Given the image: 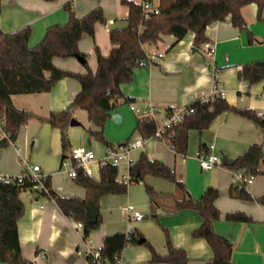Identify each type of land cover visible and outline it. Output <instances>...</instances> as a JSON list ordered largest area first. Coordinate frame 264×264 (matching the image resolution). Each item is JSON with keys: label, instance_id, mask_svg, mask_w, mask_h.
Returning a JSON list of instances; mask_svg holds the SVG:
<instances>
[{"label": "crops", "instance_id": "crops-1", "mask_svg": "<svg viewBox=\"0 0 264 264\" xmlns=\"http://www.w3.org/2000/svg\"><path fill=\"white\" fill-rule=\"evenodd\" d=\"M123 0H0V37L12 34L23 28L31 29L29 46H38L45 38L47 30L55 25L69 23L66 5H72L77 19H83L94 11H102L106 26L97 25L95 37L84 36L79 50L87 55V65L93 74L97 73L96 48L108 57L113 49L110 32L125 29L129 25L130 10ZM143 3L146 0H133ZM153 6H160V0H151ZM242 16L247 24L246 31L232 26L230 17L207 29L208 42L213 45L214 55L208 56L205 50L194 45L195 35L188 33L181 40L163 37L155 46H145L144 53L155 58L157 65L135 69L131 83L121 87L125 97L134 99L137 107L152 102L166 115L176 109L188 108L193 102L209 97L216 90V96L224 99L231 107L249 109L264 115V82L248 88L239 79L242 66L264 60V11L258 19L257 5L243 8ZM250 35L253 37L250 43ZM57 68L67 72L86 75L84 64L77 59H56ZM79 83L64 79L49 94L16 96L13 105L29 113L30 120L17 138L16 144L0 153V173L11 178H19L31 166H39L45 177L51 178L52 189L60 196L86 198V191L69 180L61 171L64 157L61 131L52 128L47 122L51 113L65 111L81 92ZM171 109V111H169ZM120 116L121 120H113ZM69 127V150L85 147L102 160L108 148L99 150V143L88 133L81 136L82 122ZM137 117L130 105H123L111 113L104 135L112 148L129 142L136 134ZM0 120L2 121L1 117ZM95 131L92 124L88 127ZM87 132V131H86ZM87 140H86V138ZM141 138L140 135L137 140ZM82 141H86L84 146ZM260 145L263 149L264 132L259 125L233 113H224L203 133H189V147L185 156L177 155L158 138L144 140V148L130 153L136 162L142 154L150 161L161 162L175 171L177 180L185 185L191 198L199 200L207 190L219 191L216 206L220 219L213 223L215 232L226 238L234 247L233 264H264V207L256 201L244 202L230 197L232 188H239L235 174L226 167L241 157L249 148ZM214 146V153L221 158L222 166L212 171L202 172L197 162V154L202 147ZM95 149H97L95 151ZM40 155V160L31 164L30 153ZM71 154V153H69ZM67 157L66 159H68ZM65 159V160H66ZM129 159V158H128ZM60 162V168L56 171ZM98 173V167H94ZM129 172V171H128ZM123 177L122 182L129 181ZM145 184L157 193L164 195L160 206L153 207L146 193ZM145 184H131L124 196H108L101 200L102 227L94 232L88 241L84 240L79 224L65 218L57 206L46 199H39L33 193L21 196L25 212L18 223L19 245L22 258L33 264H85L86 248L100 250L107 237L119 233L138 230L162 256L167 255V242L164 230L170 236L172 245L186 252L189 264H208L214 253L205 240L195 239L193 233L203 223L200 214L192 210L172 213L174 200H183L184 195L174 184L156 178H147ZM247 191L254 198L264 195V177H256ZM143 216L142 220H131L127 209ZM132 213V214H134ZM230 213H243L251 217V223H235L226 220ZM39 251V253H37ZM151 253L143 247L125 250L119 264H150ZM2 264V263H0ZM109 264V263H107Z\"/></svg>", "mask_w": 264, "mask_h": 264}, {"label": "trees", "instance_id": "trees-1", "mask_svg": "<svg viewBox=\"0 0 264 264\" xmlns=\"http://www.w3.org/2000/svg\"><path fill=\"white\" fill-rule=\"evenodd\" d=\"M54 2L55 0H44ZM151 2V0H146ZM144 3V2H143ZM143 3L133 0H123L122 4L130 10L125 29H115L110 32L113 49L108 57L100 54L96 48L98 62L97 73L93 74L87 65V55L79 50V43L84 36L95 37L96 26H106L107 21L102 11H94L83 19H77L72 5H66L69 13V23L50 27L43 41L36 47L29 46L31 29L23 28L12 34H1L0 37V117L9 138H0V153L15 145L20 131L29 122L28 112L16 108L12 102L16 96H30L51 93L64 79H72L80 84L81 92L72 105L65 111L51 113L47 122L54 129L61 131L63 136L62 149L64 157L69 153L67 130L73 114L84 111L89 123L95 131L87 130L88 135L106 148L112 144L105 138L104 129L119 102L123 105H134L136 101L127 98L121 87L131 83L134 71L140 67L157 65L155 60L147 56L143 48L157 45L163 37L172 36L176 41L183 40L188 33L195 35L194 45L202 49L208 42L206 32L210 26L225 22L229 17L232 26L240 31H246L247 24L242 16L243 8L251 5L258 7V19L264 11V0H160L158 15L145 13ZM253 37L250 35V43ZM81 58L85 61L86 75L67 72L55 66L56 59L68 60ZM239 79L250 89L264 82V60L242 66ZM188 108L194 111L185 121L157 135L156 124L147 118H138L136 132L145 141L158 138L177 155L185 156L189 147V133H203L224 113H233L249 120L264 132V116L249 109L231 107L219 96L207 103L200 100L193 102ZM171 111V109L169 110ZM208 147H202L201 153L207 154ZM71 152V151H70ZM70 156V154H69ZM67 158V157H66ZM263 149L260 145L249 148L241 157L226 165L233 173L243 172L244 177H264ZM129 183L119 180L118 166L108 164L101 166L95 178L84 177L78 170L75 184L86 191V198L58 195L51 186V178L47 177L43 190H34L36 184L31 180L27 170L23 178L0 184V263L2 264H33L21 256L19 245L18 223L23 217L25 208L21 201L23 193H33L39 199L53 202L60 213L67 219L82 226L83 237L88 241L91 235L103 225L100 211L101 200L108 196H124L131 184H145L147 178H156L174 184L183 193V200H174V210L178 213L184 210L196 211L203 219L202 226L193 233L195 239L205 240L214 253L213 260L208 264H233V245L224 237L218 235L213 223L220 219L216 206L219 191L209 189L199 199L194 200L187 192L185 185L177 180L173 169L157 161H150L146 154L130 164L128 170ZM146 193L153 207L160 206L164 195L157 193L151 186L145 184ZM230 197L244 202L256 201L264 207V195L254 200L246 188L230 191ZM226 220L235 223H251V217L243 213H230ZM167 242V255L162 256L138 230L129 233H119L107 237L101 253L102 264H119L125 250L131 247H143L151 255L150 264H189L184 250L172 245L170 236L164 230ZM39 253V251L37 252ZM91 261V257H87ZM92 264H96L92 262Z\"/></svg>", "mask_w": 264, "mask_h": 264}, {"label": "built area", "instance_id": "built-area-1", "mask_svg": "<svg viewBox=\"0 0 264 264\" xmlns=\"http://www.w3.org/2000/svg\"><path fill=\"white\" fill-rule=\"evenodd\" d=\"M143 10L145 13H152L158 15L160 12V6H153L151 2L145 1L143 3ZM203 49L208 56L214 55L215 49L213 45L207 42ZM151 60H155L154 57H150ZM217 91L215 90L211 96L202 97L200 100L202 103H207L215 98ZM264 95V93H263ZM133 112L139 118H147L152 120L157 126V135L162 136L164 131L170 127L177 126L182 124L187 116H190L194 113L190 108H180L176 109L166 115L161 114L160 107L153 104L152 102L144 103L141 107L132 105ZM260 117H263V114H259ZM0 138H9V135L4 129L3 121L0 120ZM144 148V139L139 138L134 142H127L124 145L109 148L107 156L99 160L97 159L96 154L88 150L85 147H77L71 150V154L68 159L63 160L61 163V171H64L67 174L70 181L75 182L78 178V170L82 171L84 177L95 178L96 170L94 167L100 169L101 166H106L108 164L119 166L121 161L128 160L130 153L135 150H140ZM207 154L199 153L197 154V162L199 169L202 172L212 171L218 167L222 166L221 158L214 153V146H210ZM26 169L31 177V180L36 184L34 190H43L45 193H48L47 188L43 185V181L46 179L45 175L41 172L39 166H31ZM235 178L239 181V188H246L251 186L253 183V177H244L243 172H236ZM23 175L19 177L22 179ZM16 178L7 177L0 173V184L4 182H10ZM125 184H128L129 181H124ZM134 209L129 207L127 209V215L131 220H142L143 216L137 213H134ZM82 229V226L79 225ZM86 262L85 264H96L101 263V253L99 250H92L91 247H87L86 251ZM87 257H91V261L87 260Z\"/></svg>", "mask_w": 264, "mask_h": 264}, {"label": "rangeland", "instance_id": "rangeland-1", "mask_svg": "<svg viewBox=\"0 0 264 264\" xmlns=\"http://www.w3.org/2000/svg\"><path fill=\"white\" fill-rule=\"evenodd\" d=\"M76 116L77 118L79 119L80 122H82V127H79L77 129H72L73 131L77 132V131H80L81 132V136H86L87 134V130H88V127L90 126V121H88V118H87V114L84 112V111H81V110H78L76 111ZM74 118V117H73ZM67 137H68V142L70 140V137H69V129L67 130ZM139 137V134L136 132V134L132 137V139L130 140L131 142H134L135 140H137V138ZM86 138V137H85ZM106 138V137H105ZM87 140V138H86ZM83 145L85 146L86 145V141H82ZM16 145H19V144H16ZM10 148V147H9ZM9 148L3 150V151H7ZM97 149H95L96 151ZM99 150L103 151L105 150V147L103 145H99ZM190 150V148H188V151ZM30 153V160H31V164H35L36 162H38L40 160V155L37 154V153H33V152H29ZM70 153V151H69ZM69 153H67L65 156L66 157H69ZM134 154L131 155V157H129L128 160H124V161H121L120 165L118 166V169H119V180L122 181L123 180V177L127 178V172H128V164L131 160H134ZM60 168V162H59V165H58V168H57V172L61 169ZM60 172V171H59Z\"/></svg>", "mask_w": 264, "mask_h": 264}, {"label": "water", "instance_id": "water-1", "mask_svg": "<svg viewBox=\"0 0 264 264\" xmlns=\"http://www.w3.org/2000/svg\"><path fill=\"white\" fill-rule=\"evenodd\" d=\"M81 64H84L85 63V61L83 60V59H81V58H76ZM113 120H114V122L115 121H120L121 120V118H120V116H114L113 117ZM70 126L71 127H77V126H79V123L75 120V119H73L72 121H71V124H70ZM66 158H63L62 159V161L63 160H65Z\"/></svg>", "mask_w": 264, "mask_h": 264}]
</instances>
